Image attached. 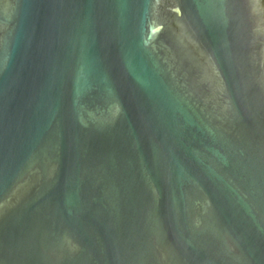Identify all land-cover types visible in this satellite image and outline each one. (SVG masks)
<instances>
[{"label":"water","instance_id":"water-1","mask_svg":"<svg viewBox=\"0 0 264 264\" xmlns=\"http://www.w3.org/2000/svg\"><path fill=\"white\" fill-rule=\"evenodd\" d=\"M0 264H264V0H0Z\"/></svg>","mask_w":264,"mask_h":264}]
</instances>
